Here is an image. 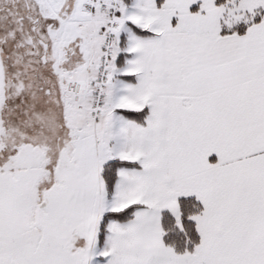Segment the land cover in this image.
<instances>
[{
  "label": "snow or ice",
  "instance_id": "6c2138e0",
  "mask_svg": "<svg viewBox=\"0 0 264 264\" xmlns=\"http://www.w3.org/2000/svg\"><path fill=\"white\" fill-rule=\"evenodd\" d=\"M0 264H264V0H0Z\"/></svg>",
  "mask_w": 264,
  "mask_h": 264
}]
</instances>
